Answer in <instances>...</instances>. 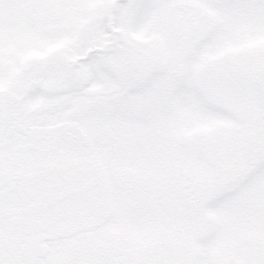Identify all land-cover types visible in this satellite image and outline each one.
<instances>
[{
	"label": "snow or ice",
	"instance_id": "snow-or-ice-1",
	"mask_svg": "<svg viewBox=\"0 0 264 264\" xmlns=\"http://www.w3.org/2000/svg\"><path fill=\"white\" fill-rule=\"evenodd\" d=\"M0 264H264V0H0Z\"/></svg>",
	"mask_w": 264,
	"mask_h": 264
}]
</instances>
